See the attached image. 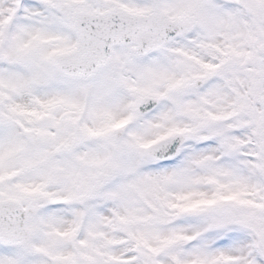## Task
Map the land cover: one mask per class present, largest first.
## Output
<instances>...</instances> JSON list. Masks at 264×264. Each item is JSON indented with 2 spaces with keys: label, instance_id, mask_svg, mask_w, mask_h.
I'll use <instances>...</instances> for the list:
<instances>
[{
  "label": "snow or ice",
  "instance_id": "snow-or-ice-1",
  "mask_svg": "<svg viewBox=\"0 0 264 264\" xmlns=\"http://www.w3.org/2000/svg\"><path fill=\"white\" fill-rule=\"evenodd\" d=\"M0 264H264V0H0Z\"/></svg>",
  "mask_w": 264,
  "mask_h": 264
}]
</instances>
